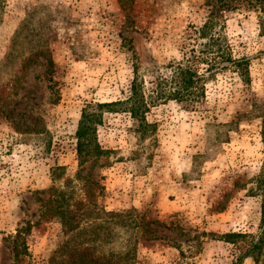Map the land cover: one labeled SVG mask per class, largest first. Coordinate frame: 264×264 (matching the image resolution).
<instances>
[{"label":"rangeland","instance_id":"obj_1","mask_svg":"<svg viewBox=\"0 0 264 264\" xmlns=\"http://www.w3.org/2000/svg\"><path fill=\"white\" fill-rule=\"evenodd\" d=\"M0 264H15L13 238L26 223L29 253L22 264H48L66 237L40 209L59 185L99 181L101 210L145 214L149 239L136 264H233L257 237L261 197L253 178L264 159V36L255 0L220 18L229 45L251 61L249 81L230 70L206 83L195 111L169 102L150 108L142 139L125 113H107L98 141L108 152L80 167L75 138L89 104L126 101L134 64L144 73L192 58L205 41L209 0H1ZM253 4L252 6H250ZM45 46L47 69L28 58ZM37 60V61H36ZM46 65V63H45ZM54 80L56 86L54 87ZM66 168L56 183L51 169ZM248 240H251L250 238ZM242 264H264V251Z\"/></svg>","mask_w":264,"mask_h":264},{"label":"trees","instance_id":"obj_2","mask_svg":"<svg viewBox=\"0 0 264 264\" xmlns=\"http://www.w3.org/2000/svg\"><path fill=\"white\" fill-rule=\"evenodd\" d=\"M123 0H121L122 2ZM245 0H209L210 13L207 21L197 31L204 42L192 58L171 67L168 74L162 73L156 66H147L145 72H139L134 64V78L130 84V96L126 101L104 104H87L83 110L76 130V153L80 167L93 164L108 155L98 141V130L103 125L107 113H125L136 123V131L142 139L147 138L153 126L146 122L150 108L176 102L189 111L197 110L206 98V83L217 74L234 71L249 81L251 60L238 57L224 34L220 18L224 13L237 10L239 2ZM253 9L259 11L260 34L264 36V0H255ZM125 3V0H124ZM251 4L250 6H252ZM4 4L0 0V23ZM45 46L28 58L39 61L47 69L54 66L52 57ZM36 60V61H37ZM54 82V80H50ZM53 86H56L54 82ZM66 175V168L56 166L51 169L52 181L59 183ZM61 183V182H60ZM59 183V184H60ZM254 190L261 197V225L258 236L231 233L221 237L222 241L236 246L246 243L237 261L242 264L254 254L264 251V159L260 170L253 178ZM104 188L99 181H87L78 178L66 185H59L55 193L43 201L40 209L41 222H55L62 226L66 240L54 254L48 264H136L138 246L142 240L149 239L152 225L145 214L135 210L126 212H107L101 210L96 200L103 194ZM26 223L13 238L15 264H22L29 253L26 236L33 229ZM251 240H248V239Z\"/></svg>","mask_w":264,"mask_h":264}]
</instances>
